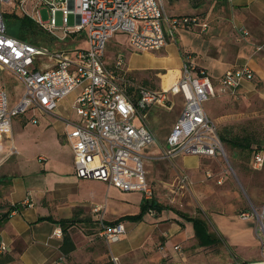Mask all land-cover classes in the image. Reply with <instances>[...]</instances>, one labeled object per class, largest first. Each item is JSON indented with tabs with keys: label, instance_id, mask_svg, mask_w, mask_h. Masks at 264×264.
I'll return each instance as SVG.
<instances>
[{
	"label": "built area",
	"instance_id": "obj_1",
	"mask_svg": "<svg viewBox=\"0 0 264 264\" xmlns=\"http://www.w3.org/2000/svg\"><path fill=\"white\" fill-rule=\"evenodd\" d=\"M28 2L33 5L30 17L57 41L83 34L86 47L50 49L8 35L2 4L18 6L23 12ZM39 5L48 9L46 22L40 18ZM57 11L61 12L60 26L56 25ZM70 14L74 15V25H68ZM194 27L205 29L207 24L193 16L169 17L161 0H0V70L16 76L24 86L20 102L10 109L0 79V140L10 132L14 116L29 110L51 114L77 90L72 103L76 119L64 120L75 175L106 182L124 192H141L145 200H150L152 188L144 167L149 157L143 151L155 142V136L146 124L148 109L169 108L175 97L182 99V110L166 143L165 158L222 156L225 152L204 103L217 93L238 90L243 82L252 81L254 74L247 67L229 69L215 85L186 56L178 77L168 88L150 89L134 86L122 54L107 63L106 47L111 38L123 35L134 52L158 51L168 39H174L178 30ZM57 31L63 36L56 35ZM30 123L36 124L37 118L33 116ZM11 150L16 152L14 146ZM250 167H264V149L252 148ZM177 180L183 187L187 176L181 174ZM218 183H222L221 178ZM25 204L31 206L30 202ZM101 211V207L93 209L99 223L98 235L107 242L119 241L125 233L124 226L105 223ZM248 217L256 219L264 240V203L243 214V218ZM55 234L60 236L61 232ZM5 249L0 244V253Z\"/></svg>",
	"mask_w": 264,
	"mask_h": 264
},
{
	"label": "crops",
	"instance_id": "obj_2",
	"mask_svg": "<svg viewBox=\"0 0 264 264\" xmlns=\"http://www.w3.org/2000/svg\"><path fill=\"white\" fill-rule=\"evenodd\" d=\"M162 4L161 0V7L169 17L193 16L207 24L205 29H180L174 39H169L166 47L176 43L181 64L188 54L215 85L227 70L241 67L249 68L254 79L264 80V0H166ZM83 45L86 47L85 40ZM160 58L162 63L168 59ZM164 70L167 74L162 76V84L166 81L167 88L178 77L180 68ZM252 81L243 82L240 88L249 87ZM65 100L53 113L32 111L27 120L30 123L35 116L37 123L33 125H39L37 114L47 115L40 125L42 129L50 132L59 129V124L60 142L64 148L71 149L63 129L64 120L73 118L68 112L72 104L64 108L63 115L58 110ZM11 145L18 152L15 144ZM7 150L16 153L9 146ZM55 158L56 164L49 167L44 157H37L40 164L35 170L42 172L44 178L32 185L15 179L22 168L17 160L13 161L17 174L9 180L0 177V215L9 206H20L0 225V244L6 246L0 254L13 258L6 264H264V240L256 219L243 218L242 211L232 209L212 210L199 217L169 209L153 215L146 213L139 221H121L125 233L119 241L107 242L98 235L99 223L93 208L103 206L101 213L106 223L134 216L140 212L142 193L124 192L100 180L78 178L73 155L68 168L61 157ZM148 159H156V155ZM73 216L77 223L68 233L75 249L65 256L59 250L61 226L41 218L58 221ZM195 217L207 223L212 242L203 243L195 237L190 220ZM58 230L60 236L55 234Z\"/></svg>",
	"mask_w": 264,
	"mask_h": 264
},
{
	"label": "rangeland",
	"instance_id": "obj_3",
	"mask_svg": "<svg viewBox=\"0 0 264 264\" xmlns=\"http://www.w3.org/2000/svg\"><path fill=\"white\" fill-rule=\"evenodd\" d=\"M162 3L164 6L166 0H162ZM32 8L33 5L30 2L23 6V12L18 6L12 7L7 4L1 6L3 15L5 12L16 10L19 14L32 16ZM39 15L43 22L48 21L49 13L45 5H39ZM55 19L56 25L60 26L62 24L60 11L56 12ZM74 22V15L70 14L68 25H74ZM7 28L15 31L18 24L10 20ZM56 35L63 36L61 31H57ZM54 42L56 43L57 40L55 39ZM83 42L84 36L75 35L74 38H67L63 42L58 41L51 48L85 47ZM117 54L123 55L128 77L133 78L134 86L143 85L150 89H159L161 86L164 87L162 76L167 74V71L163 69L181 68L178 48L174 42L159 51L134 52L125 36H114L106 47V62L112 63ZM161 56H167L168 59L162 63ZM163 66L165 68H162ZM0 79L12 109L23 97L24 86L16 76L5 70H0ZM76 93L77 90L69 94L61 104L58 109L61 115L66 113L64 108L71 106ZM204 108L215 124L219 139L221 136L228 140L244 138L250 142V147L264 149V80L254 79L250 86L244 89L217 93L215 97L204 103ZM181 110L182 99L177 96L169 108L151 106L147 111L146 124L154 133L155 142L147 146L143 154L146 158L156 155V159H146L144 162L147 182L152 188L151 198L171 211L198 217L212 210L232 209L246 213L253 208H258L264 202V167L260 170L250 167L251 148V150H241L220 140L225 152L222 156H178L169 159L164 157L168 137ZM68 112L72 119L76 118L74 110L71 109ZM32 113L29 110L25 114L14 116L11 130L2 137L0 145V177L4 176L7 180L14 177L17 171L13 161L17 160L22 164V168L15 179L29 185L44 178L41 175L42 172L35 170L36 165L40 164L37 161L39 155L49 162V167L56 164V156L63 159L65 168H68L72 159V153H69L71 149L64 148L60 142L61 126L58 124L59 129L46 132L40 125L47 115L37 114L40 124L33 125L27 120ZM12 143L15 144L18 152L10 154L7 148L8 146L12 148ZM179 159L181 163L177 164ZM195 162H197L195 166L187 168ZM181 174L187 176L186 185L183 187L177 180ZM220 178L221 184L218 183ZM4 186L7 191V184ZM95 207H101L103 210L101 205ZM148 213L153 215L156 212L152 210ZM118 223L123 225L121 221L115 224Z\"/></svg>",
	"mask_w": 264,
	"mask_h": 264
},
{
	"label": "trees",
	"instance_id": "obj_4",
	"mask_svg": "<svg viewBox=\"0 0 264 264\" xmlns=\"http://www.w3.org/2000/svg\"><path fill=\"white\" fill-rule=\"evenodd\" d=\"M4 21H5V27H6V32L8 35H11L13 37H16L20 40H23L25 42H28L33 45H38V46H44V47H54L55 39L51 33L47 32L43 28H41L30 16L26 14H19L16 12V10H13L11 12H5L3 15ZM13 20L18 24V28L15 31H10L7 28V23ZM83 36V34H81ZM70 37H75V35H69L67 38ZM65 38V39H67ZM63 42V41H62ZM61 43V42H60ZM62 44V43H61ZM52 49V48H51ZM188 55V54H187ZM186 55V56H187ZM133 80V78H132ZM143 86V85H141ZM146 87V86H143ZM222 142L229 143L233 147L240 148L241 150H251L253 147H250V142L244 138H241L240 140H228L225 137L221 136L220 137ZM251 148V149H250ZM20 206L17 204H14L12 206H9L7 210L2 213L1 218H0V225L1 223L6 220L9 216V214L12 211L19 210ZM168 209L164 206L159 205L156 200L150 199V200H145L143 198L141 202V207H140V212L137 215L134 216H123L119 219H117L114 222H110L108 224H115L117 222L123 221V220H131V221H139L142 219L143 215L148 213L150 210H153L157 213L161 212L162 210ZM41 220H48L52 221L55 224H58L62 228V241L61 245L59 247V250L61 253L65 256H68L69 253L74 251L75 245L72 242L68 229L71 228L72 226L76 225L77 220L73 216L72 218L69 219H60V220H53L52 218H41ZM193 222L194 228H195V237L200 240L203 243H210L214 239L212 238L211 234H209L207 230V223L204 221V219L195 217L190 219ZM4 254V253H3ZM0 254V264H6L11 261H13V258L11 256H4L2 257ZM105 264H110V262L105 263Z\"/></svg>",
	"mask_w": 264,
	"mask_h": 264
},
{
	"label": "bare ground",
	"instance_id": "obj_5",
	"mask_svg": "<svg viewBox=\"0 0 264 264\" xmlns=\"http://www.w3.org/2000/svg\"><path fill=\"white\" fill-rule=\"evenodd\" d=\"M163 86L166 88V81L163 82Z\"/></svg>",
	"mask_w": 264,
	"mask_h": 264
}]
</instances>
